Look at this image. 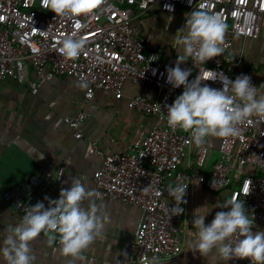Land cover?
Wrapping results in <instances>:
<instances>
[{"label":"built area","instance_id":"obj_1","mask_svg":"<svg viewBox=\"0 0 264 264\" xmlns=\"http://www.w3.org/2000/svg\"><path fill=\"white\" fill-rule=\"evenodd\" d=\"M156 3L165 11H168L165 5L172 6L174 11L184 5L219 16L227 26L225 53L205 64L194 65L190 60L193 71L189 80L200 73L207 76L210 71L235 79L241 59L229 53L233 35L259 37L264 0H192L191 4L189 0H104L98 9L82 16H56L41 7V0H0V82L7 76L23 80L25 67L30 65L36 73L30 81L33 92L58 75L86 79L89 98L101 88L123 96L128 78L162 92L157 100L145 95L130 99L134 109L153 116L155 122L150 129L139 130L137 140L128 151L111 153L97 142L91 145L92 151L103 155V164L94 175L96 190L103 196L135 204L142 211L136 231L137 250L125 264H140L154 256L172 258L182 252L184 242L178 234L180 217L169 219L174 205L168 200V186L197 181L213 191L229 189L223 202L232 198L244 201L255 217L254 232L259 231L258 222L264 221V122L258 124L253 118L240 126L239 137L222 138L219 145L209 138L210 143L194 147L188 132L172 131L163 119V114H167L166 105L182 94L183 86L174 89L167 83L166 68L170 66L162 64V51L147 50L145 38L137 35L133 26V19ZM73 35L86 41L75 60L59 51L62 41ZM152 57L156 59L149 65ZM205 83L216 89L223 87L220 80ZM87 116L86 111L79 110L65 117L78 138L84 136L82 126ZM185 157L191 161L183 166ZM248 164L258 170L237 180L234 171ZM64 170V166L57 173L41 168L9 187L5 198L23 216L38 201L47 207L46 196L58 199L61 189L69 188L63 184Z\"/></svg>","mask_w":264,"mask_h":264},{"label":"crops","instance_id":"obj_2","mask_svg":"<svg viewBox=\"0 0 264 264\" xmlns=\"http://www.w3.org/2000/svg\"><path fill=\"white\" fill-rule=\"evenodd\" d=\"M193 9L179 5L175 11H165L156 3L133 19L137 35L145 38L147 50L162 51L164 66L175 67L178 55L173 48L172 36L185 25V14ZM168 17H172L170 23ZM229 53L233 58L241 59L235 78L246 74L258 87L264 84V16L259 37L234 34ZM181 67L193 71L190 60ZM35 77L33 68L27 65L23 80L7 76L0 82V244L6 230L23 217L5 198L9 187L41 168L57 173L64 166V185L70 188L72 179L79 178L96 190L94 175L103 164V155L92 151L85 156L89 146L97 142L111 153L128 151L137 140L139 130L150 129L155 122L153 116L134 109L130 99L145 95L157 100L162 94L152 85L139 84L128 78L123 86V96L118 97L113 91L101 88L89 98L86 97L87 90L76 86L78 79L72 75L55 76L39 91L33 92L30 81ZM259 91L264 94V88ZM79 110L88 113L81 138L75 135L74 128L65 119ZM212 139L219 145L222 138ZM216 155L215 152L213 160ZM190 161V157H185L182 165L186 166ZM257 170L255 165L248 164L235 170L234 176L240 180ZM229 193V189L213 191L204 183L191 182L185 197L187 203L181 204L184 213L179 215L178 234L183 242L188 239L183 222L188 221L191 228L196 211L199 215H207L210 211L205 219V223L210 224L216 212L222 211L214 206L223 203ZM103 197L102 203L110 213L111 223L105 227V238L98 239L85 253L84 264H125L137 250L136 231L142 211L135 204ZM168 200L175 206L174 199L169 196ZM94 202L101 203L99 200ZM87 206L88 202H85ZM257 226L264 231V221H259ZM31 247L35 264H68V259L59 252L58 242L50 245L43 233ZM160 260L162 264H225L218 256L210 254L206 258L199 252L187 251L185 243L179 255ZM0 264H5L2 256ZM227 264L251 263L234 259Z\"/></svg>","mask_w":264,"mask_h":264},{"label":"clouds","instance_id":"obj_3","mask_svg":"<svg viewBox=\"0 0 264 264\" xmlns=\"http://www.w3.org/2000/svg\"><path fill=\"white\" fill-rule=\"evenodd\" d=\"M103 3L104 0H41V7L51 10L56 16H82L95 11ZM165 7L174 11L170 5ZM185 17V25L172 36L173 48L178 55L175 67L166 68L167 83L174 89L183 86V92L171 105H166L167 114H163V119L172 131L181 129L188 132L194 147L210 143L209 138L239 137L240 126L245 122H251L253 118L258 124L264 122V94L259 91L264 84L255 86L246 74L231 80L213 71L207 76L200 73L189 80L191 70L181 65L188 60L194 65L205 64L214 57L223 56L227 26L219 16L199 8L186 13ZM171 19L168 17L169 23ZM85 44L83 38L69 36L62 41L59 51L64 57L75 60ZM155 59L152 57L149 65ZM156 71L153 70V75ZM206 80H220L223 87L212 88L205 83ZM76 86L88 90L89 82L81 77ZM91 152L89 146L85 156ZM188 185L178 183L166 189L175 201V206L170 208L169 219L184 213L181 204L187 203ZM144 190L147 192L148 188ZM103 199L102 193L91 189L79 178H73L71 187L62 188L58 199L46 196L47 207L39 201L29 206L20 222L6 230L0 244V256L5 264H35L31 244L43 233L50 245L58 242L59 252L68 259V264H84L85 253L98 239L105 238V227L111 223ZM96 200L101 203L96 204ZM85 202H88L87 207ZM214 207L228 210L216 212L210 224L205 223L210 211L207 215H199L196 211L191 228L188 221L183 222L184 233L188 237L184 241L187 251L199 252L206 258L210 254L218 256L225 264L234 259L264 264V231H253L255 217L249 213L245 202L232 198ZM140 264H162V261L154 256Z\"/></svg>","mask_w":264,"mask_h":264}]
</instances>
